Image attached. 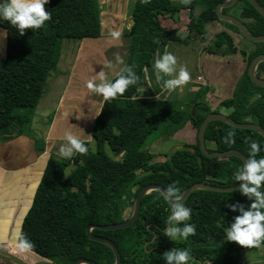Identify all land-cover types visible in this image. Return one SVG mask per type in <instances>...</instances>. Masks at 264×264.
I'll list each match as a JSON object with an SVG mask.
<instances>
[{
  "label": "trees",
  "instance_id": "16d2710c",
  "mask_svg": "<svg viewBox=\"0 0 264 264\" xmlns=\"http://www.w3.org/2000/svg\"><path fill=\"white\" fill-rule=\"evenodd\" d=\"M224 1L190 0L185 4L151 0L150 4L143 5L140 0H132L129 4L126 1L117 4L115 12H109L106 0L101 1L102 10L99 0H49L45 9L51 13V20L41 29L25 30L20 46L6 45L5 56L0 57V131L16 124L24 130L23 127L32 123L48 80L57 71L65 41L97 39L102 31L112 30L113 26L121 31L125 21L132 23V16L127 65L133 66L140 77L139 83L130 86L122 96L104 101L91 130L93 141H84L89 149L87 155L76 153L71 158H57L53 153L46 154L44 173L15 244L20 245L21 238H26L33 245L28 250L40 256L43 264H73L79 258L115 264L113 250L91 240L87 228L93 224L110 225L127 220L130 216H124L133 208L143 186L158 183L167 188L178 182L183 194L196 182L223 186L239 182L233 174L243 166L241 159L208 158L200 149L199 128L212 112L208 105L194 102L192 107L196 113L193 115L177 100L146 97L141 91L144 69L152 64L156 52L171 42L184 41L177 29L162 25L161 17L188 10L189 36L205 37L209 24L221 22L216 7ZM259 2L264 6L263 0ZM232 10L252 35H264V16L249 1L239 0L223 12L229 14ZM221 23L226 25V30L215 35L207 50L223 56L241 52L248 69L256 56L264 54V42L249 41L250 48L239 50L229 33L240 34L239 29L231 23ZM0 25L3 30H10V36L12 30L19 34L10 22H0ZM257 74L264 78V62L259 64ZM221 106L232 109L230 117L237 122H253L264 127V88L251 81L247 70L233 98L224 100ZM200 109L203 114L198 113ZM188 122L196 130L195 142L174 148L164 161L155 162L157 155L147 145L149 136L163 124L186 125ZM228 132L235 133L234 144L225 142ZM249 138L261 146L256 158H264V137L258 132L219 121L210 123L206 130V142L215 144L214 149H209L211 151L236 149L248 157ZM107 147L115 158L107 153ZM40 151H45V143ZM71 165L74 169L67 173ZM253 200L239 191H194L184 205L192 209L191 219L185 223L194 224L196 234L186 240L172 241L163 231L172 214V205L161 192L153 191L142 200L140 216L132 227L109 231L95 229L93 233L116 243L122 254V264H166L164 254L175 248L191 252L188 264H241L243 251L257 248H244L227 241L226 229L235 222V217L242 215L227 205L243 204L247 211ZM154 232L157 238L153 241ZM219 253L223 254L220 259Z\"/></svg>",
  "mask_w": 264,
  "mask_h": 264
},
{
  "label": "crops",
  "instance_id": "0c3cea01",
  "mask_svg": "<svg viewBox=\"0 0 264 264\" xmlns=\"http://www.w3.org/2000/svg\"><path fill=\"white\" fill-rule=\"evenodd\" d=\"M99 3L101 10L100 0ZM229 14L234 15V10ZM161 21L164 27L177 29L178 35L184 41L171 42L156 52L152 64L144 69L142 94L146 97L179 101L183 94H189L194 90V87H197L198 91H195L197 95L192 102L194 103L202 98L201 103L208 106L209 104H214L216 107L221 106L224 100L233 98L237 84L247 70L245 57L241 52L223 56L207 50L209 43L215 35L226 30V25L216 21L207 26L205 37L195 34L190 37L188 30L184 36L180 34L183 28L179 29L180 26L176 20V16H162ZM0 30L3 29L0 28ZM3 31L6 33L5 30ZM128 31V28L123 26L121 30L122 35L120 39L116 40H112V35H107L102 31L99 40L85 39L83 45V40L78 41L81 44L78 46L76 61L70 66L71 70L67 71V82L65 81L66 85L70 82V90L67 94L62 95V99H59L56 108L57 112L55 111L53 116L44 122L48 125H43V127L46 126L47 128L46 130L42 129L43 132L40 140L45 143L44 152L40 151L37 141L34 142L26 139L24 135H22V138H19L20 133L24 134V132L18 124L0 131V264H28L19 257L21 247L15 244L14 241L19 235L27 212L32 207L37 188L44 173L47 159L45 157L46 154L53 153L56 145L60 148V145L65 144L66 133L70 132L62 130L57 132L56 124H58L61 114L64 113L65 120L69 121V123H75L67 124L73 127L74 130H77L70 133L82 139V141H92L91 130L102 109L104 100L102 96H97L90 92L86 85L93 78L98 82V74L102 70L108 71L106 68L103 69V65L109 61H114V53H121L127 64L131 42ZM229 33L234 38L235 45L239 50L251 47L249 41L241 37L240 34L233 31H229ZM68 42L65 41L64 45ZM166 51L173 53L178 59V64L185 65L191 74V80L188 84L171 93L163 88V81L157 82L153 67L155 61ZM63 58L64 46L57 71H61L62 69ZM114 73L115 70L109 71V75L113 79L115 78ZM199 77H202L201 81ZM168 78L165 77L164 79ZM46 96L47 89H45L42 97L43 103L45 101V106L47 107L52 103V100L46 101ZM212 112L217 111L213 110ZM185 127L186 131L184 134L188 133V137L182 136L183 134L174 135L173 139L177 140L175 141L176 146L174 148H178L185 143L195 142L196 130L189 122ZM83 131L87 134L86 140L84 139L85 137H81L83 136ZM180 135L183 138H187V141L185 142L181 139ZM178 141H180L179 143L181 141L183 143L178 144ZM24 251L29 252L28 249ZM250 253L252 255L251 259ZM241 264H264V247L243 251Z\"/></svg>",
  "mask_w": 264,
  "mask_h": 264
},
{
  "label": "clouds",
  "instance_id": "9594fccd",
  "mask_svg": "<svg viewBox=\"0 0 264 264\" xmlns=\"http://www.w3.org/2000/svg\"><path fill=\"white\" fill-rule=\"evenodd\" d=\"M49 0H5L0 3V18L10 22L21 36L25 30H38L45 26L46 21H50L52 16L45 9V5ZM183 3H190V0H182ZM140 3L147 5L151 0H140ZM132 23L128 24V30L131 31ZM6 36L7 33H4ZM121 31H114L112 37L120 39ZM123 67H119V66ZM103 69L98 74V82L95 78L87 82V88L90 92L97 96H102L105 102H110L118 96H122L130 86L139 83L140 77L134 71L133 66L125 63L121 53H114V61H109L103 65ZM156 80L159 83L163 81V88L171 93L178 88H182L191 80V74L185 65L178 64L177 57L171 52H165L154 63ZM115 70V79L109 75V71ZM169 77L168 79H164ZM66 143L61 145L59 153L65 158H71L76 153L81 155L88 154V147L85 142L66 133ZM225 142L228 144L235 143V133L228 132ZM250 152L246 162L241 168L234 172L236 181H244L240 185L238 191L241 195L247 196L253 200L250 207L245 211L243 204L227 205L232 211L239 210L242 215L235 217V222L230 228L226 229V238L229 242H235L244 248H262L264 247V158L257 159V155L261 151L260 144L249 138ZM178 182H173L163 190L164 199L172 205L171 215L168 217V225L164 235L174 241L178 238L187 239L189 236L196 234V226L194 224L185 223L191 219L192 209L183 203L181 189L177 186ZM183 225L182 227L179 225ZM20 247L27 250L33 245L26 238H21ZM166 264H188L192 259V254L187 249H172L164 254Z\"/></svg>",
  "mask_w": 264,
  "mask_h": 264
},
{
  "label": "rangeland",
  "instance_id": "374dc122",
  "mask_svg": "<svg viewBox=\"0 0 264 264\" xmlns=\"http://www.w3.org/2000/svg\"><path fill=\"white\" fill-rule=\"evenodd\" d=\"M100 1H102V0H100ZM125 1L128 2V4L132 2V0H106V8H108L107 10L109 12H115V9H117L116 5L120 4V3H124ZM134 1L135 0H133V2ZM174 1H176L177 3L180 2V0H174ZM4 2H5V0H0V3H4ZM133 5H134V3H133ZM126 9L129 11V7L126 6ZM101 10H102V7H101ZM132 10H133V6H132ZM198 13H199V9L196 10V14H198ZM189 14H190V12L188 10H182V12H180V13L176 12L174 14L176 16V20L178 21V24L180 26L179 29L183 28V30L180 32V34H182V36H184L186 34V31H187V24L190 21ZM1 20H3V19L0 18V22L2 24H5V23L9 24V22L1 21ZM128 22L129 21L124 22L125 28H128V24H129ZM1 26L2 25H0V27ZM10 26L12 28L14 27L11 24H10ZM2 28H4V27L2 26ZM8 30L6 31V33H7L6 36L3 34L4 31L0 30L1 31L0 32V57L5 56L6 45L9 47L10 46H20L22 43L21 42V35L20 34L16 35L17 31L15 33H13V30H12V36H10L11 33H10V30L9 31ZM114 31H116V27L113 26L112 30H110V29L105 30L104 33L107 35H112V33ZM112 40H116V39L112 38ZM83 43H84V40L82 42V45H83ZM80 44L81 43H79L78 41L77 42L69 41L68 43H65V45H64V58L62 60L63 65L61 67L62 69H61V71L55 72L49 78L48 83H47V87H46L47 96H46L45 100L47 101L50 99V101L52 100V103L46 107L45 101L43 103V99L41 100V102H40V104H39V106H38V108L34 114L32 123L23 127L24 128V130H23L24 134L20 133L19 138H22V135H24V137L26 139H30L31 141H34V142L37 141L39 147L42 146V141H40L41 136H42L41 134L43 132L42 129L46 130L47 129L46 126L48 125V124H45L44 122H46L48 119H50L53 116V114L56 111L59 99L60 98L62 99V95L67 94V92L70 90V87H69L70 82L67 85L65 83V81L67 82V80H66L67 75H68L67 71L70 69V66L73 65V63H75V61H76V54L78 52V46ZM74 89H78V88H74ZM195 91H198L197 87H194V90L191 93L183 94L179 100V103L183 106V109L185 111L192 112V114H193V111L195 108V107H192L193 106L192 101L196 98V95H197V92H195ZM201 101H202V98L199 99V102H201ZM209 107L212 111L214 110V111H217V112L222 113V114L227 115V116H230L233 112L232 109L225 108L223 106L216 107L214 104H209ZM195 113H196V111H195ZM198 113L203 114L204 112L200 109L198 111ZM63 114H61L59 121H58V124H56V131L57 132L59 130H62L64 132L77 131V130H74L73 127H70L67 125V124H75V123H69V121L65 120V116ZM55 116H56V114H55ZM44 124L46 126L43 127ZM91 124L93 125V123H91ZM65 126H66V128H64ZM185 128H186L185 123H166V124H163L158 130H156L154 133H152L149 136V138L147 140V145H148V148H150V150L157 155L155 162L164 161L166 159V157L172 153V151L174 150V147L176 146L175 141H177V140L173 139L174 135L183 134L182 136L188 137V133L186 135L184 134L186 131ZM81 137H85L84 138L85 140L87 139V134L85 133V131H83V136H81ZM181 139H183L185 142L187 141V138L182 137ZM179 142L180 141H178L177 143L178 144L183 143L182 141H181V143H179ZM206 145H207L208 149H214L215 148V144L212 141H207ZM92 147L95 148L94 142H92ZM57 148H59V147L56 145L54 147L53 154L57 158H63V156H61L59 153V149H57ZM106 151L112 158H115L113 152L110 150L109 147H107ZM73 169H74V165H71L70 167H68L67 173H70ZM132 211H133V208H130L127 211L124 218H128L129 216H131ZM21 250L22 249L19 250V257L21 259H23L24 262H26L28 264H43L44 263V260L40 256L36 255L35 253H33L31 251L26 252L24 250L23 251H21ZM222 255H223L222 253H219L218 258L220 259L222 257ZM245 256H247V255H245ZM251 257H252V255L250 253V259H251Z\"/></svg>",
  "mask_w": 264,
  "mask_h": 264
},
{
  "label": "water",
  "instance_id": "95a60500",
  "mask_svg": "<svg viewBox=\"0 0 264 264\" xmlns=\"http://www.w3.org/2000/svg\"><path fill=\"white\" fill-rule=\"evenodd\" d=\"M247 1H249L253 6H255V8L264 16V6L259 2V0H247ZM238 2H239V0H225L224 2L219 3L216 7V13H217V17H218L219 21L228 22V23H231L234 26H236L239 29V33L241 34V36L250 42H255V43L264 42V35H259V36L252 35L247 30V28H246V26L242 20H240L239 18H237L234 15L223 12L224 9L232 8ZM262 62H264V54H259L258 56H256L253 59V61L249 65V67L247 69V73H248L251 81L255 85L264 88V78L260 77L257 74L258 66ZM193 115H195V108L193 111ZM215 121L223 122L225 124H228L232 127L238 128V129L253 130V131L261 134L263 137H264V127L261 124L253 123V122H237L236 120H234L230 116L224 115V114L219 113V112L209 113L204 118L203 122L201 123L200 128H199L198 138H199L200 149L205 156H207L208 158L238 157L239 159H241L243 161V163H245L248 157L243 152H241L239 150L230 149L227 151H219V150L211 151L207 148L206 130H207L209 124L212 122H215ZM180 147L181 146H179L178 148H180ZM243 183H244V181H239L236 184L231 185V186H223V185L212 184L209 182H196V183L192 184L191 186H189L183 192V194H182L183 203H185L188 200V198L190 197V195L196 190H209V191H214V192L229 193V192L238 191L240 185ZM164 189H166V187L163 186L162 184H158V183H151V184H147V185L143 186L140 189V191H139V193L135 199L132 214L127 220H125L123 222L116 223V224H110V225H96V224L90 225L87 228L88 237L93 241H96V242H99V243H102V244L109 246L115 254V258H116L115 264H122V254H121L118 246L116 245V243L109 238L95 235L93 233V230L98 229V230H103V231H109V230L127 229V228L132 227L136 223V221L138 220V218L140 216L142 200L144 199V197L147 196L148 194L152 193L153 191H159L163 195ZM169 226L170 225H167V227H169ZM165 230L166 229H164L163 231H165ZM156 238H157V232H154L153 241ZM146 246H147V244H146ZM73 264H99V263H97L94 260L87 259V258H79ZM199 264H202V263L199 262ZM204 264H206V263H204Z\"/></svg>",
  "mask_w": 264,
  "mask_h": 264
},
{
  "label": "flooded vegetation",
  "instance_id": "af4514ba",
  "mask_svg": "<svg viewBox=\"0 0 264 264\" xmlns=\"http://www.w3.org/2000/svg\"><path fill=\"white\" fill-rule=\"evenodd\" d=\"M99 40V38H97ZM97 39H89V40H97Z\"/></svg>",
  "mask_w": 264,
  "mask_h": 264
},
{
  "label": "built area",
  "instance_id": "2783aa9c",
  "mask_svg": "<svg viewBox=\"0 0 264 264\" xmlns=\"http://www.w3.org/2000/svg\"><path fill=\"white\" fill-rule=\"evenodd\" d=\"M199 80L201 81L202 80V77H199Z\"/></svg>",
  "mask_w": 264,
  "mask_h": 264
}]
</instances>
